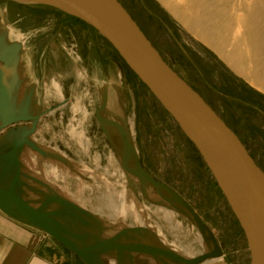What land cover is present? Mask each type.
Instances as JSON below:
<instances>
[{
    "label": "rangeland",
    "instance_id": "obj_1",
    "mask_svg": "<svg viewBox=\"0 0 264 264\" xmlns=\"http://www.w3.org/2000/svg\"><path fill=\"white\" fill-rule=\"evenodd\" d=\"M119 1L165 61L241 136L264 171V92L235 73L214 48L195 36L160 0ZM260 1L264 16V0ZM15 3L23 5L0 0V35L7 29L4 14L7 6L9 23L17 20L13 26L10 24L13 27L10 39L19 40L23 31L73 37L60 55L64 56V70L71 69L65 59L69 53L74 57L77 53L79 62L83 55H88L92 62L90 71L95 74H90V83L83 79L72 92V111L81 122L60 128L56 139L60 142L63 136L71 148L78 144L86 148L87 138L92 136L90 144L96 153L92 160L94 181L88 186L70 185L67 191L94 212L96 226L102 228L105 224L115 229L144 226L149 231L147 236H152L150 242L186 257L205 253L213 246L180 205L164 200L151 183L133 175L141 167L185 199L208 226L222 250L223 261L215 264H250L251 253L244 232L197 148L116 52L95 31L65 13L41 4ZM6 37L5 33L0 50L7 44ZM103 58L107 59L105 94L102 78L98 77L104 72ZM104 99L107 107L100 116L110 135L108 142L94 117V110ZM122 132L129 136L131 153L125 147ZM103 148L110 154V161L103 155L99 158ZM49 163L60 166L58 162ZM162 193L171 198L167 192Z\"/></svg>",
    "mask_w": 264,
    "mask_h": 264
},
{
    "label": "water",
    "instance_id": "obj_2",
    "mask_svg": "<svg viewBox=\"0 0 264 264\" xmlns=\"http://www.w3.org/2000/svg\"><path fill=\"white\" fill-rule=\"evenodd\" d=\"M10 1L41 4L60 10L87 23L110 43L197 148L244 232L251 253L250 264H264L263 169L233 129L165 61L121 2ZM19 52L18 44L0 50V132L14 127L16 134L11 139L9 148L0 153V211L42 230L72 251L85 264H106L104 258L111 255L115 258V264H122L124 254H144L179 264H201L208 259L222 256L216 238L193 207L170 186L156 180L141 167L136 172L131 171L133 175L151 183L164 200L181 206L205 238H210L213 246L208 251L188 258L166 246L137 240L134 234L143 236L149 232L144 226L124 227L109 235L78 232L72 228L71 218L87 227H91L92 220H95L93 214L86 209L58 195H51L36 205L23 197L26 183L23 180L20 154L26 146L43 156L46 152L30 138L41 115H27L24 110L17 113L11 102L7 67L15 62ZM105 107L106 101L95 113L102 130L108 136L100 116ZM24 122H31L30 128L24 130L16 126ZM122 134L125 147L131 153L127 135L125 132ZM9 137L10 135L2 139L0 145ZM123 165L128 169L125 160ZM162 191L167 192L171 198L164 196Z\"/></svg>",
    "mask_w": 264,
    "mask_h": 264
},
{
    "label": "crops",
    "instance_id": "obj_3",
    "mask_svg": "<svg viewBox=\"0 0 264 264\" xmlns=\"http://www.w3.org/2000/svg\"><path fill=\"white\" fill-rule=\"evenodd\" d=\"M4 14L9 30L6 32L7 44L2 49L13 44L20 46L17 59L7 67L11 102L17 113L24 110L27 115H41L36 130L30 138L46 152V155L43 156L26 146L20 154L23 180L26 183L23 197L36 205L51 195H58L93 214L94 212L90 208L81 201L74 199L72 194L67 191L70 185L84 184L88 186L94 181L95 167L92 160L95 159L96 153L93 152L90 144L92 136H88L86 148H83L81 144L71 148L63 136H60V142L56 139L59 134L56 132H60V128L63 129L64 126H69L71 123L81 122L76 118L75 111H72L74 105L72 92L81 80L84 79L90 83V74H95L90 71L92 62H90L88 55H83L80 63L77 53H75L76 57L69 53V57L66 56L65 59L70 63L71 69L65 71L63 67L64 56L61 57L60 55L64 54L65 45H69L73 37L62 38L56 35L49 36L23 31L19 40H12L10 39L13 30L11 25L13 26L17 20L14 19L12 23H9L7 6L4 7ZM14 29L17 30L16 27ZM103 60L104 72L98 77L102 78L105 94L107 92L106 81L108 80L105 69L107 59L103 58ZM93 80L95 81V79ZM57 97L59 100H55ZM104 101L106 99L102 101L100 107ZM69 112L72 114L71 116ZM95 112L96 110H94V117L97 119ZM84 121L86 120L84 119L82 122ZM16 126L26 130L30 128L31 122L20 123ZM101 131L104 139L108 142L109 137L102 128ZM8 135L10 137L0 145V153L9 148L11 139L16 136L14 127L0 132V141ZM101 155L110 161V154L106 148H103L101 153L99 152V158ZM49 162H58L60 166H55ZM65 220L69 221L68 219ZM70 222H72V228L78 232L99 235H109L124 228L115 229L105 224L102 228H98L95 220H92L91 227L79 223L74 218H71ZM147 235L148 233L143 236L134 234V237L137 240L153 243L150 242L152 236L149 238L150 236ZM104 261L106 264L109 261L110 264H115V258L112 255L104 258ZM169 262V260H160L144 254H134L133 256L124 254L122 258V264H169ZM0 264L85 263L42 230L21 220L11 218L0 211Z\"/></svg>",
    "mask_w": 264,
    "mask_h": 264
},
{
    "label": "bare ground",
    "instance_id": "obj_4",
    "mask_svg": "<svg viewBox=\"0 0 264 264\" xmlns=\"http://www.w3.org/2000/svg\"><path fill=\"white\" fill-rule=\"evenodd\" d=\"M160 1L178 15L195 36L214 48L235 73L264 92V16L260 0ZM8 30L5 28L0 35V45L5 43L4 36ZM208 245L211 246L209 241ZM222 261L220 256L201 264Z\"/></svg>",
    "mask_w": 264,
    "mask_h": 264
},
{
    "label": "trees",
    "instance_id": "obj_5",
    "mask_svg": "<svg viewBox=\"0 0 264 264\" xmlns=\"http://www.w3.org/2000/svg\"><path fill=\"white\" fill-rule=\"evenodd\" d=\"M6 2H8L9 4H11V5H19V6H21V5H23V4H17V3H15V2H12V1H8V0H6ZM46 6V5H45ZM47 7H49V8H52V7H50V6H47ZM52 9H54V10H57V9H55V8H52ZM57 11H59V12H61V13H64V12H62V11H60V10H57ZM66 14V13H65ZM68 15V14H67ZM69 16H71V15H69ZM73 19H75L76 21H78V22H80V23H82L83 25H85L86 27H88V28H90V29H92L93 31H95L97 34H98V36L103 40V41H105L115 52H116V50L110 45V43L108 42V41H106L94 28H92L91 26H89L87 23H85V22H83L82 20H80V19H78V18H76V17H73V16H71ZM133 18V17H132ZM134 19V18H133ZM135 20V19H134ZM138 24V23H137ZM140 27V26H139ZM141 28V27H140ZM141 30L143 31V29L141 28ZM144 32V31H143ZM145 33V32H144ZM146 35V34H145ZM147 36V35H146ZM149 39V38H148ZM150 40V39H149ZM153 44V43H152ZM154 45V44H153ZM155 46V45H154ZM155 48H156V46H155ZM157 49V48H156ZM158 50V49H157ZM160 53V52H159ZM116 54H117V56L121 59V61L123 62V64L125 65V67L130 71V73H132L136 78H137V76L132 72V70H130V68L126 65V63L122 60V58L118 55V53L116 52ZM177 72V71H176ZM178 73V72H177ZM179 74V73H178ZM145 85V84H144ZM146 86V85H145ZM193 88V87H192ZM194 89V88H193ZM194 90H196V89H194ZM197 91V90H196ZM209 104V103H208ZM227 124V123H226ZM228 125V124H227ZM229 126V125H228ZM231 128V127H230ZM234 131V130H233ZM235 132V131H234ZM238 136H239V134L237 133V132H235ZM240 139L243 141V139L240 137ZM192 143V142H191ZM243 143H244V141H243ZM193 144V143H192ZM245 144V143H244ZM194 145V144H193Z\"/></svg>",
    "mask_w": 264,
    "mask_h": 264
},
{
    "label": "flooded vegetation",
    "instance_id": "obj_6",
    "mask_svg": "<svg viewBox=\"0 0 264 264\" xmlns=\"http://www.w3.org/2000/svg\"><path fill=\"white\" fill-rule=\"evenodd\" d=\"M239 137H241V136L239 135Z\"/></svg>",
    "mask_w": 264,
    "mask_h": 264
}]
</instances>
